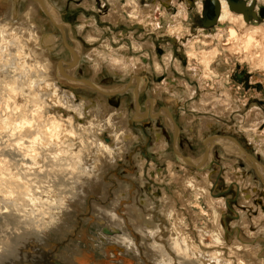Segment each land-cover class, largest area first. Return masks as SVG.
Instances as JSON below:
<instances>
[{
	"label": "bare ground",
	"instance_id": "obj_1",
	"mask_svg": "<svg viewBox=\"0 0 264 264\" xmlns=\"http://www.w3.org/2000/svg\"><path fill=\"white\" fill-rule=\"evenodd\" d=\"M171 1L176 7L173 13L162 6L161 0H154V3L145 6H142L141 0H108L111 9L104 18L110 20L106 22L112 21L116 25L119 22L136 24L140 28L143 26L144 30L156 32L161 26L155 12L160 11V21L167 24L164 31L176 38L169 40H174L176 45L180 43L186 53L188 67L185 69L174 59L171 51L163 56L162 62L173 79L168 81L166 77L153 81L148 89L149 96L143 102V110L139 104V94L147 87L145 71L152 73L153 62L157 77L164 73L163 65L154 52L151 62L149 54L134 59L129 53L125 55L111 48L107 40L102 42L100 48L86 49L85 43L80 44L69 33L71 26L61 19L51 0H27L20 16L11 3L0 0V264H176V257L172 254H176L177 258L181 255L184 260L190 259L181 261L183 264H264V247L258 239H253L261 236L258 233H264V206L262 203L255 204L250 189L255 181H251L250 174L245 177L240 166L235 168L238 158H227L228 155L222 157L220 164L212 150L219 146L221 151L239 157L263 184L264 166L231 135L213 134L203 139L202 134L223 125L221 120L212 116L200 119L197 134L203 139L202 155L195 158L186 156L181 150L178 136L182 127L188 129L194 123V114L183 111L179 119L180 127L173 121L169 110L176 104L178 96L192 99L189 106L198 113L211 111L213 115L227 117L244 109V103L236 100L244 94L240 84H234L239 97L223 87V82L231 84L228 75L219 80L217 87L222 91H213L214 87L210 84L207 86L205 81L216 76L210 66L221 54L220 50H226L229 58L235 57L240 65L249 66L247 73L255 69L264 75V21L259 22L257 17L245 21L243 14L228 8L227 0H220L215 32L209 35L197 29L195 36L193 34L187 41H181L179 33L188 31L183 22L186 13L182 3ZM202 1L197 5V12L200 13L202 8L201 15L205 16L203 8L206 5L210 8V5L206 0ZM247 1L248 5L253 0ZM256 1V8L264 4V0ZM189 15L191 21L202 18L193 11ZM145 20L155 26L158 22L157 29L149 23L145 27ZM92 22L88 25L91 31H86L89 45L102 35L97 27L94 31ZM53 26L64 32L63 26H67V34L74 42L71 47L68 43L64 44L71 53L67 61L61 58L62 52L57 56L50 48L52 42H56L54 32L48 31ZM128 33L133 49L154 46L151 40L139 42L134 32ZM223 35L227 36L225 40L221 39ZM215 40L222 47L213 45ZM121 49L127 50L125 47ZM85 50L86 58L91 63L88 70L91 76L80 79L76 72ZM172 66L196 80L197 84L192 86L186 79L177 77L172 72ZM104 72L128 79V82L113 89L99 85L97 78ZM73 87L90 88L98 95L94 100L82 99ZM117 92L132 96V121L163 117L170 129L172 144L165 133L154 131L151 153L164 156L168 148L173 152V160L166 158L168 170L164 172L167 171L172 182L170 186H175L176 191L174 195H168V189H163V186L161 205L162 212L167 213L169 225L174 228L168 239L171 243L169 249L175 253L153 243L158 228L153 224L155 221L152 222L150 216L144 215L132 201L133 188L127 191L122 187L129 182L123 179L122 184H115V179H119V167L125 168V172L134 169L131 158L135 152V142L139 139L129 121L131 115L125 100L117 104V97H113ZM195 95L198 97L196 100ZM163 98L169 108L163 107L156 112L154 106ZM245 120L248 122L246 126L253 129L250 136L245 133L248 141L256 153L264 155L261 147H264V139L260 140L258 134V129L263 127L260 126L264 120L263 112L253 107ZM124 162L128 163L127 166ZM147 163L152 173L165 169L158 167L156 161L144 151L136 160L140 176ZM221 165L225 166L224 173ZM217 167L220 168L219 173L222 172L221 181L224 182L219 194L216 189L218 181L212 179ZM179 173L183 176H178ZM97 191L102 193L99 198L91 194ZM230 192L236 198L225 196ZM177 201L182 208L198 210L208 222L206 226H194L195 236L197 234L201 242L209 245L208 251L197 249L185 235L183 212L175 205ZM142 202L146 205L145 201ZM203 202L208 209H205ZM231 202L234 203L233 208L230 207ZM89 211L91 220L96 222L100 231L97 237L92 238L101 251L95 260H92L91 250L82 248V239L72 240L79 232L82 220L89 218ZM246 211L252 214L251 221L247 219ZM229 219H232L231 226ZM240 219L241 223L243 221L242 228L239 227ZM57 234L63 238L60 239L61 243L70 242L65 250L52 253L60 247L51 240Z\"/></svg>",
	"mask_w": 264,
	"mask_h": 264
},
{
	"label": "rangeland",
	"instance_id": "obj_2",
	"mask_svg": "<svg viewBox=\"0 0 264 264\" xmlns=\"http://www.w3.org/2000/svg\"><path fill=\"white\" fill-rule=\"evenodd\" d=\"M163 1L165 4H167V6H165V4H163L164 7L167 8L169 13L170 12L173 13L176 9L175 4H173V2L171 0H163ZM168 1H170V2H168ZM174 1H175V3H178L180 5H182V4L184 5V12L186 13V18L185 19L183 18L184 19L183 22H184L185 26L187 27L186 30H188L187 31L188 33L183 32V33H179V34H180V36L184 37L185 40H186L187 34L188 35L194 34L195 32L198 31L197 30L198 28L201 30L206 29L205 31H207L209 35L212 32L213 33L215 32V30H214L215 27L207 28V27H203V26L202 27H198V26L192 27L191 26V23H193V21H191L192 17L189 15V13L192 11L197 12V5L201 0H178V1L174 0ZM253 1H255V4L257 5V1L256 0H253ZM6 2L11 3L14 6V8L16 9L17 15L20 16V14H22L25 10V7H26L25 4L27 3V0H6ZM51 2H52V4H54L56 6L57 11L61 15V19L65 23L66 22L69 23V25L71 26V30L69 31V33L80 44L85 43L86 49H88V48L89 49L90 48H96V49L100 48V46L102 45V42L107 40L109 42V44L111 45V48H113L116 51L120 50V52L125 54V55H127V53H129L130 55H133L134 59H138L144 55L149 54L151 62H152V52H155L154 54H156V56L159 57V58L158 57L157 58L160 59L159 62H161V64L163 65L164 73H162L163 76L157 77L155 70H154V63L153 62L151 63L152 73H150L149 71H145V73L147 74V77H148V80L146 81L147 87H145V89H144L145 91L143 90L142 93L139 94V104H140V107L142 109H143V102L149 96V91H148L149 86L152 85L153 81L157 82L159 78L161 80V79L166 78V77H167L166 79H168V81H170V79H173V77L168 75L169 70L164 65V62H162L164 55H166L169 51H171L172 56L174 57V59L179 61L182 68L185 69L188 67V64H187L188 61L186 60V53H185L184 48L180 47L179 45L174 44L173 41L171 42L169 39L174 37V36L170 37L169 33H166L164 31V32H161L160 34H156V33H152L153 30L152 31L144 30L143 26H142V28H139L138 26H135L136 24L128 25L126 23L127 24L126 25L125 23L119 22V24H117L119 26L118 27L112 21L106 22V20L110 21L107 18H104L107 15L108 11L111 9V3H109L108 0H64V1L63 0H60V1L59 0H53V1L51 0ZM141 2H142V6H145L147 3H154V0L153 1L152 0L151 1L150 0H141ZM184 3L186 4V6ZM258 7H259V12L262 10L264 12V4H261ZM211 10H212V6L210 5V10L208 12L209 15H211ZM81 15H83V16L81 19H79V16H81ZM44 16H45V14H44ZM155 16H157V18L159 20L160 19V17H159L160 11H156ZM261 16H262L261 20L264 21V16L262 14H261ZM90 20L93 21L92 24L95 26V27L93 26L94 31L97 30L96 29V27H97L102 33V35H100V36H98V38H96V40L94 41V44H92V45H89V42L86 39V36H87L86 31H91L90 26H88L91 22ZM145 21H146L145 27L149 23L152 27H156L155 30L157 29L158 22L156 23V26H155V24L150 23L147 20H145ZM107 25H109V26H107ZM115 25H116V27H115ZM63 27L65 29V32H64V30L55 28L54 26L51 27L50 29H48V31L54 32V34L56 36L55 37L56 42L53 41L52 45L50 46V48L53 50L52 51L53 54L58 56L62 52L61 58H63L64 60L67 61L70 58L71 53H70L69 47L68 46L65 47L64 44L68 43L71 47V46H74L73 45L74 42L69 38V35L67 34V32H68L67 26L66 27L63 26ZM84 28H85V30L83 31ZM184 30H185V28H184ZM130 31L135 33L136 40H138L139 42L151 40L154 44V46H153L154 48L150 47V48L146 49L143 47L140 50L133 49L132 40H131V38H128L129 37L128 32H130ZM119 36H120V38H119ZM126 36H127V38H126ZM194 36H195V34H194ZM226 38H227V36L223 35L221 39L225 40ZM212 44L215 46L219 45L220 47H222L221 43L218 40L213 41ZM121 47H125V48H127V50L121 49ZM220 47H218V48L220 49ZM220 51H221V54L218 55L219 57L215 59L216 62L215 61L212 62L213 64L210 66L211 70L213 71L214 74H216V76H213L212 80L205 81V84L207 86H209V84L212 85L214 87V89L212 88L213 91H216V90L222 91V89H215V88L220 83L219 80L224 79L228 75L229 80L231 81V84L229 82H223L222 84L225 85L223 87L226 88L227 90H229L233 96L236 95L237 97H239V93L235 89V85H234V84H238V82H237V80L232 79V72H234L235 74L239 73L242 70H245L247 72V70L249 69V66L247 67L245 64L240 65L238 63L239 61L236 60L235 57L229 58L228 52L226 50H220ZM86 53H87V50H85L83 52L84 58L79 63L80 67H78L77 72H76V75L80 79L89 78L91 76V74H89V71H88L89 65L91 63L89 64L90 60H87L88 58H86ZM225 59H226V62H228V64L225 62ZM171 69H172V72H174V74L177 77L181 78L182 80L186 79L187 81H189V83L192 86H195L197 84L196 80H192L189 77L183 75L182 72L176 71V69H174L173 66ZM234 73H233V75H234ZM249 74H251V79H250V75L248 76L246 74L247 79L245 81L249 82V80H250L251 82L254 83L255 86L252 88H250V87L246 88L245 85H243V87H241V90L243 91L244 94H242V96L240 98H238V99L236 98L237 101L240 100L242 103H244L245 108L239 109L240 111L238 110L237 112L231 113L227 117H223L221 115L218 116L216 114L213 115V113L211 111H205L204 113H200V112L198 113L196 110H193L189 106V104L192 103V99L187 100L184 97H180V96H178V97L175 96L176 97V104L172 107L170 106L171 108L166 106V104L164 103V98H163V100L160 99L158 102H156V104L154 106L156 109V112L159 111L163 107L169 108V110H171V113L173 115V121H175L180 127H181V122H179V119H180V115L183 111L187 114H189V113L194 114V116H193L194 123H192V125L188 129H187V127H182L181 133L178 136L180 138L179 145L181 146L182 152H184V154L186 156L195 158V157H199L200 155H202V152H203L202 138L204 139V138L208 137V136H206V134H210V135L211 134L212 135L213 134H215V135L227 134V135H231L234 138H236L240 142V144L249 153H252L253 155H255L259 164L264 166V155L261 154L260 152L256 153L255 148L248 141V135L245 134V133H248L250 136V134L253 133L252 132L253 129L246 126V125H248V122H247V120H245V118L247 117V114L250 112L251 108L256 107V108L260 109L264 114V102H263L264 101V92H261L263 88H260L261 85L264 86V75L259 73L258 70L256 71L255 69H253L251 71V73H249ZM230 76H231V78H230ZM97 79H98L97 84H99V85L101 84L102 86L108 87L110 89H113V87H116V86H119L121 84H125L128 82V79L120 78V77H117L116 75L115 76L110 75L108 72H104L103 74H100ZM256 82H257V84H255ZM260 82H262V83L260 84ZM64 84L67 85V83H64ZM73 88H74L76 94L79 97H81L82 99L94 100L95 97L98 95L95 93L94 90H92L90 88H84V87L83 88L82 87L81 88L73 87ZM259 89H261V91H258ZM254 94H256V95H254ZM113 97H117V99L115 98L117 104L120 103V101L125 100L124 103L126 105V108L129 109L128 110L129 115H131L129 118L131 119L132 114H133V109H134L133 108L134 103L132 101V96L129 93L128 94H126V93H119L118 94V92H117V94ZM197 98L198 97H196V95H195L194 99L196 100ZM253 98H255L256 100H253ZM108 99H110V97H108ZM254 103H255V105H252ZM237 115H238V117H237ZM204 116L205 117L212 116L213 118H215L219 121L221 120L223 125L220 124V127L218 126L219 128L212 129L211 131H208L205 134H202L201 136H203V137L200 138L197 133L199 131L198 129H199V126L201 124L200 119ZM130 119H129V121H130V123H132V129L136 133L135 135L137 136V138H139L135 142V145L141 146V148L138 147V149H137L136 146H135L136 149L133 148V150H135V152L132 155L131 164L133 165L134 169H130L129 172H125V168H122V167L118 168L117 173H118L119 179H115L117 182V183L115 182V184H118V185L122 184L121 182L123 181V179H125L126 181L129 182L128 184H130V185L125 184L122 187L127 189V191L130 190L131 187L133 188V190H132V196H133L132 201H134V203L139 206L140 211L144 215L146 214V216L147 215L150 216L152 222L155 221L153 224L155 226H157V228H158L157 229L158 232H155L156 235H154L153 243H155V245L157 244V246H163V247H166L167 250H170L171 249V247H170L171 243H170L169 239L171 237V232L174 228H172L171 225H169L170 223H169V220H167V213L162 212L161 192H162L163 186H164L163 189L170 190V191L167 190L168 195L169 194L174 195L175 193H173V192L176 191V189L174 188L175 186L171 187L172 182L170 181V179L168 177V173H166L167 171L164 172L165 170H168L166 167L167 159L172 158V160H173V152H172L171 148H168V146H167V148H168L166 151L167 153L164 156L157 155V154L155 155V154L151 153L152 152L151 147H152L153 142H154L153 141L154 140V137H153L154 131L156 130L159 132V130H160L163 133H165V136H167L169 138V141L171 142L170 144H172V137L170 135V129H169L166 121H164L163 117H160L159 119L150 117L149 119H144L143 121H140V122L139 121H132V119L131 120ZM260 126L264 127V120L260 123ZM263 127L258 129V131H259L258 134H260V136H259L260 140L264 139V128ZM258 134H256L255 137H257ZM262 143L264 145V142H262ZM142 146L145 148L142 149ZM261 147H262V149H264L263 146H261ZM144 151H146V153H149V157L152 158L154 161H156V163H157L156 165H158V167L165 168V169H161V170H159V172L157 171V173H155V172L152 173L151 170H149V168H147L149 166V164H148L149 162H148L146 167H145L146 169H144V171H141L142 175L140 176V174H139L140 171L137 168L136 160H137V156L141 155V153L143 154ZM212 154L214 155L215 160L217 162H219L220 164H222V162H221V160L223 159L222 157L225 158L229 155L227 158H234V159L238 158L239 163L238 162L236 163L235 168L241 167L242 170L240 168V171H242V173L245 177H247L248 174L251 175L250 176L251 181L252 180L255 181V185L253 184L252 187L250 188L252 191V194L254 195L253 199L255 201V204L257 205L258 203H260V204L262 203L261 205L264 206V202H263L264 199L262 198V196L264 194V191H263L264 190V184L262 182H260L258 179H256V177L253 173V170L250 168H247V166L244 165V163L242 162V160L239 157H237V156L235 157L232 154L230 155L227 152L225 153V151H223V150L221 151L219 146H215L213 148ZM147 160H149V159H147ZM127 164L128 163L126 162L125 165L127 166ZM221 166L223 167L222 172L224 173L225 166L224 165H221ZM219 170H220V168L217 167V169L215 168V172L212 173V175H213L212 179L214 181L217 179V181H218V184L216 187L218 194L220 193L219 191H221L222 187L224 186V182L221 181V177H223L222 172L219 173ZM178 176L182 177L183 174L179 173ZM149 187H150V189H149ZM91 194H93L94 196L99 198L102 193H99V191H97L96 193L91 192ZM225 196H227V197L230 196L229 198H231V199L236 198V196L233 195V192L226 193ZM256 197H257V199H255ZM153 200H154V202H153ZM142 201H145L144 203L148 206L146 207V205H144ZM149 203H151V204H149ZM204 204H205V202H203V205ZM175 205L177 206V208H179L183 212L182 221L185 224V227H186L185 228L186 229L185 235L188 237L189 241H191L192 245H196L195 247H197V249L200 248L204 251H208L209 245L206 244L205 241H204L205 243L201 242V240L198 238L197 234L195 236V227L194 226L197 225V226L202 227L204 224H205L204 226H206L208 223L203 218V215L199 214L198 210L195 211L196 209H194V211H192V209H190L189 207L182 208L179 202L176 203ZM244 206H246V205H244ZM157 207L160 209H158ZM204 207H205V209H208V205L206 206V204H205ZM230 207H232V208L234 207L233 202L230 203ZM159 211H161L162 213ZM84 212H86V211L84 210ZM247 212L248 211H246V213H245L248 216L247 219H249L251 221L252 214L250 212H248V213ZM254 212L258 213V210L257 211L254 210ZM89 215H91V211L88 212V216ZM164 216L166 217V219ZM91 217L92 216H89V218L86 217L88 219L82 220L80 230H78L79 232H77V234L75 235V237L72 238V240L76 241L78 239H82V248L87 249L86 251L91 250L92 251V257H93L92 260H95L97 254H100L101 251H100V247L98 245H96V242L93 241L92 238L97 237L99 235L100 231H98V226H97L95 221L91 220L92 219ZM163 219H165L164 222H163ZM241 220L242 219L239 220L240 221L239 227L242 228L241 225L243 224V221L241 223ZM231 221H232V219H229V221H228L230 226H231ZM167 229L169 230V233H168ZM230 229H232V227H230ZM167 233L169 234V236H167L168 235ZM256 234H257V231H256ZM258 235H261V236H258V238L256 236L253 239L254 240L258 239L259 242L261 243V246L264 247V233H260V234L258 233ZM60 236L61 235L57 234V236L54 235L51 237L52 242H54L56 245L59 244V246H60L57 248L56 251H53L52 253H54V252L57 253V252H60L62 250H65L66 247L69 245L70 240H67V241L61 243L60 239L63 240V238ZM157 236H158V238H157ZM160 237H161V239H160ZM204 245H205V247H204ZM52 249L53 248H51L50 250H52ZM170 252L175 253L172 250H170ZM172 255H174V258L176 257L175 258L176 262H177L176 264H183V262L181 263V261H189L190 260L188 258H186V260H184V257H182L181 255H180V258H177L176 254H172ZM88 259L91 260V257H88Z\"/></svg>",
	"mask_w": 264,
	"mask_h": 264
},
{
	"label": "water",
	"instance_id": "obj_3",
	"mask_svg": "<svg viewBox=\"0 0 264 264\" xmlns=\"http://www.w3.org/2000/svg\"><path fill=\"white\" fill-rule=\"evenodd\" d=\"M209 5L212 6L211 15H209V7L204 6L203 13L205 16H202V18L193 20V24H191L192 27H195L196 25L198 27H212L216 24L217 18L219 16V10H220V3L219 0H206ZM228 6L230 10H234L236 12H240L244 15L245 21H249L252 19H256L257 14L254 12V5L253 3L250 5H247L245 3V0H227ZM263 11V10H262ZM262 11L260 12L261 14Z\"/></svg>",
	"mask_w": 264,
	"mask_h": 264
},
{
	"label": "flooded vegetation",
	"instance_id": "obj_4",
	"mask_svg": "<svg viewBox=\"0 0 264 264\" xmlns=\"http://www.w3.org/2000/svg\"><path fill=\"white\" fill-rule=\"evenodd\" d=\"M163 0H161V2H162ZM220 1V0H219ZM168 2H170V1H168ZM167 2V3H168ZM227 2V1H226ZM254 1H251L248 5H250V4H252ZM245 3L247 4L248 3V1L247 0H245ZM163 4H165L164 3V1L162 2V6H164ZM201 4H202V0H201ZM227 4H228V2H227ZM255 4V3H254ZM165 6H167V4H165ZM228 8H229V6H228ZM254 11L256 12V14H257V18H258V21L260 22V21H262L261 20V18H260V15H259V7H257L256 8V4L254 5ZM201 12H202V8H201V11H200V14L198 13V12H196V14L197 15H199L200 17H202V15H201ZM244 19V18H243ZM159 21V24H160V28H158L157 30H156V32H153L152 31V33H156V34H160L161 32H164V29H165V27H166V25L167 24H164L163 22H161L160 21V19L158 20ZM258 23V22H257ZM136 26V25H135ZM186 27V26H185ZM213 27H215V26H213ZM140 28V27H139ZM142 28V27H141ZM187 28V27H186ZM199 29V28H198ZM158 31V32H157ZM203 31H205V30H203ZM207 32V31H206ZM151 33V34H152ZM188 33V32H187ZM195 34V33H194ZM186 35V34H185ZM193 35V34H192ZM173 36V35H172ZM172 36H170V37H172ZM191 35H188L187 34V36H186V39H187V37H190ZM174 38V40L176 39L175 37H173ZM172 39V38H171ZM174 40H170V41H174ZM181 41H186V40H184V37H182L181 38ZM176 43H177V41H176ZM178 45L180 46V43H178ZM153 49V48H152ZM153 51V50H152ZM155 53V52H154ZM156 55V54H155ZM157 57V56H156ZM233 73L234 72H232V79H235V80H237V82L240 84V86L241 87H243V85L245 84V86H246V88H252V87H254L255 85H254V83L253 82H251L250 80H249V82H247V81H245L246 79H247V76H246V74L249 76L250 75V79H251V74H249V73H247L245 70H242V71H240L239 73H234V75H233ZM246 73V74H245ZM246 77V78H245ZM230 78H231V76H230ZM245 81V82H244ZM257 83V82H256ZM255 83V84H256ZM262 82H260V84H261ZM261 87L264 89V86L263 85H261ZM215 89H219L218 87H216ZM258 91H261V89H259ZM254 95H256V94H254ZM253 100H256L255 98H253ZM252 105H255V103L254 104H252ZM237 117H238V115H237ZM207 136H211L210 134H206ZM203 140V139H202Z\"/></svg>",
	"mask_w": 264,
	"mask_h": 264
}]
</instances>
